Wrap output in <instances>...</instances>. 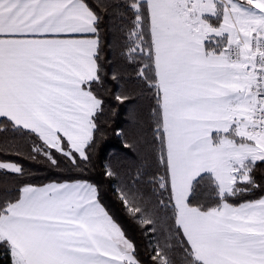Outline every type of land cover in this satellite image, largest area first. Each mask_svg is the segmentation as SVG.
Here are the masks:
<instances>
[{
	"label": "snow or ice",
	"instance_id": "6c2138e0",
	"mask_svg": "<svg viewBox=\"0 0 264 264\" xmlns=\"http://www.w3.org/2000/svg\"><path fill=\"white\" fill-rule=\"evenodd\" d=\"M104 182L150 264H264V0H0V264H145Z\"/></svg>",
	"mask_w": 264,
	"mask_h": 264
},
{
	"label": "trees",
	"instance_id": "16d2710c",
	"mask_svg": "<svg viewBox=\"0 0 264 264\" xmlns=\"http://www.w3.org/2000/svg\"><path fill=\"white\" fill-rule=\"evenodd\" d=\"M110 143L113 145H117L118 141L115 138H111ZM40 171L43 172L44 170L41 169ZM99 171H100V168H99V162H98L97 168H96L95 172L93 173L94 178L102 179L98 175ZM103 188H104V201H105V203L109 205V207L112 209L114 214L118 217L120 222L124 225L125 229L129 233V235H131L136 240V242L139 246L140 255L145 260V264H150L149 259H148L147 255L145 254L147 237L143 236L141 234V232L139 231V229L137 228V226L135 224H133L130 220H128L124 216V214L120 208V205L115 202L111 188L108 186L107 182L103 183Z\"/></svg>",
	"mask_w": 264,
	"mask_h": 264
}]
</instances>
